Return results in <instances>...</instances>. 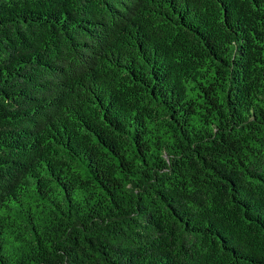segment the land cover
Segmentation results:
<instances>
[{"label":"trees","instance_id":"16d2710c","mask_svg":"<svg viewBox=\"0 0 264 264\" xmlns=\"http://www.w3.org/2000/svg\"><path fill=\"white\" fill-rule=\"evenodd\" d=\"M0 264H264V0H0Z\"/></svg>","mask_w":264,"mask_h":264}]
</instances>
